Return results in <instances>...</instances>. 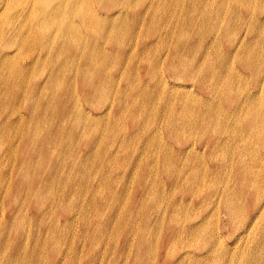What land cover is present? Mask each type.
<instances>
[{"label":"rangeland","instance_id":"374dc122","mask_svg":"<svg viewBox=\"0 0 264 264\" xmlns=\"http://www.w3.org/2000/svg\"><path fill=\"white\" fill-rule=\"evenodd\" d=\"M143 1L142 0L139 2H137V0L132 1L133 5L135 3L133 8L137 7L136 12H141L145 8H148V6L152 3L153 0H151V1L145 0L144 2ZM165 1L169 5V7H168L169 9H167V12H166L167 16L166 15L161 16L162 11L164 10L163 3H166ZM183 1L178 2L177 0L176 1L175 0H164V2H163V0H157V1L154 0L153 3L155 4V7H158V8L160 7V10L157 13L156 17L151 18L150 16H148V18H146L145 21L141 22L140 25L137 24V25L133 26V22H132L131 17H129L127 15L118 16L116 19V23H117L116 25H117L118 29L113 30L112 32L110 30L108 33H106V36L104 35V37H101L100 39L98 36H95L93 33L88 34L86 36L90 43L93 40L99 39L100 41L103 42L106 49H123L125 51H128V49H129V51H128V53H126L128 57L126 55H122L123 57L119 60H118V58H116L115 56H113L111 54L106 53L105 55H102L104 58L103 61L105 63L107 72L113 76L119 75L121 73V79H119V81H117V82L114 80H112V81L109 80V81L104 82L103 87L105 88V90H104L103 94L96 95L94 97H90L89 99H85L82 101L83 107L86 110L91 109L94 112V115L99 114V110L96 108L97 105L102 106V108H109L110 105L113 103L115 105L114 109L111 111V113L108 114V116L106 115L102 120H100L99 122L97 121V123L94 124L96 126V127H94L96 131L94 130V128L92 131H86V132H91L90 133V139H91L92 146H94L93 148L96 151L95 156L92 157L91 159H88L87 161H83V162L80 161V163H78V165H76V167H73L71 169L70 175H71V177H73L74 183L63 184V182L61 181L60 184H57L54 186L49 185V188L47 190H45V194L47 195V197L51 198L52 195H55L56 199L58 201L59 200L62 201L61 199H63L64 197H66L65 199H67V201H68L69 200L68 198L72 199V197H73L72 209H71L70 214L69 213L66 214L63 212L62 209L58 208L53 213L51 212V213H47L45 215V217H44L45 223L43 224V227L45 228L46 226L53 225L56 223L57 227L61 226V228L64 229L63 231L56 233V236H57L56 243H59V245L61 246V248L64 251L68 249V246L70 245V243L73 244V246H75L76 252H72L70 254L72 256V258H71L72 264L73 263L74 264H85L88 262V260H90V258H92L96 262H99L102 257L104 259L102 264H122V263L123 264H133V263L134 264H155L157 261L161 262L163 257L165 256V245H162L165 232H163V229H161L160 227L167 225L169 218L172 216L174 217L175 220H178L179 222L181 221L180 223L187 222V219H189V218L199 219L202 216L206 218V221L208 220V222L205 221L206 222V228H205V231L203 233V237L198 238V240H197V238L196 239L193 238V240H192V237H187V236H181L180 237V235H178L177 238H175L173 240L172 244L170 245V251L173 253L172 254L170 252V258L173 261L178 260L180 258V255L185 253L186 251H195V250L200 251L201 246L205 245L207 242V240L205 241V237L208 240H211V238L214 239V236H216V233H214V232L216 231V227L219 226L222 229V234L224 236L223 238L225 239L224 240L225 245H224V243H221L222 241H220L221 239L219 237H215V239H216V241L218 240V242L221 243L219 245V249L221 248V249H226L227 251H229V252H227V255H226L227 259L229 260V264H231V263L232 264L233 263L234 264H239V263L240 264H246V260L249 258V256L256 257L255 258L256 262L255 263L253 262L252 264H264V262H263L264 261L263 260L264 259V255H263L264 254V252H263L264 251V246H263V244H264V224H263L264 223V216H263V214H264V186H263V183H264V181H263L264 180V163H263V161H264V149H263L264 148V135H263L264 131H260V135L257 136L256 134H259V131L256 132V128L248 129L246 127V120H247V115H248L246 112V108L249 109V107H253V109L256 108L254 110H257V111L261 107H263V108H261V110L264 109V105H263L264 103H262V102L260 103V101L264 102V79H263L264 78L263 77L264 76V45H263L264 44L263 43L264 42V33H263L264 30H262V29H264V17H263L264 16V0H226V3H225L226 5L225 4L222 5L223 8H221L220 7L221 5H219L221 0H211V2H209L208 4H207L206 0H201L200 2H198L197 6L195 5V7H191L189 5L190 0H183ZM177 2H178V4H177ZM258 2H260V4ZM171 3L173 6L171 5ZM146 5H147V7H146ZM229 5H231V6H229ZM174 6L175 7L177 6V7L175 8ZM251 6H253V7H251ZM91 8H93L95 10H99L103 13L106 12V9H103L100 6H98V3H96V2L95 3L93 2V4L91 5ZM208 8H209V10H208ZM225 8H227V9H225ZM255 8H257V10ZM178 9H179V11H178ZM218 9H220L219 14H218ZM239 9H240V11H239ZM125 10L127 11V8ZM227 10H229V11H227ZM230 12H231V14H230ZM190 13H192L193 17H191ZM251 14H252V17H251ZM163 17H164V19H163ZM176 17H177V19H176ZM173 19H175V20H173ZM251 19L253 20V22L251 21ZM158 20H160V21H158ZM261 20H263V21H261ZM257 21H258V23H257ZM219 23H220V25H219ZM261 23H262V25H261ZM248 28H250V29H248ZM145 29H146V32H145ZM136 30H138V31H136ZM171 30H173V31H171ZM166 32H169V33H166ZM134 34H135V36H134ZM159 34L163 35V38H161L160 40H159V38H160ZM213 37H215V38H213ZM87 38H85V40ZM107 38H108V40H107ZM132 38H134V40ZM135 38H137V39H135ZM260 38L261 39L263 38V40H260ZM254 39H256V40H254ZM213 40H214V42H213ZM217 40L219 42H217ZM252 40L254 42H252ZM145 41H155L157 45L156 44L152 45L151 47H149V50H146L145 52H141V51L133 52L132 49L141 48L143 42H145ZM233 41H235V42H233ZM241 41H243V42H241ZM159 43H161V44H159ZM163 44H164V46H163ZM184 44H188L186 49H184V47H182ZM214 44H216V46ZM131 46H132V48H131ZM207 46H208V48H207ZM238 47H239V49H238ZM242 47H243V49H242ZM155 49H157V50H155ZM181 49H183V50H181ZM152 50H154V51L152 52ZM177 50L183 52L184 58L187 59L189 62H191L192 66L200 67V68L202 67V69H204V72H202V74L204 76L203 75L201 76V74H200L199 78L202 77L201 79L204 80L202 83H204L205 86L209 87L208 89H206V91L201 90L198 84H193L194 82L192 80L185 78L186 77L185 75L181 76V74H175V75L168 76L170 84L175 85L177 88L180 87L181 89H183V87H181V85H188L189 87L187 89H184V90L189 89L186 93L188 95H190L191 98H192V96H194V95L196 96L197 94L199 96L204 95V97L210 96L209 98L212 99V100H210L211 104L206 102V100L205 101L202 100L203 102L199 103V105H197V104L191 105L193 107V109H195V113H191V116L192 115L194 116V114H195V117L197 119L200 117H201V119H204L205 123H206L204 126L201 124H198L197 122L191 126L186 125L185 117L181 116L184 114L180 113V111H179L180 110L179 107H182L181 104L183 103L179 99L174 101V103H173L175 106V109H176L175 112L176 113L178 112V113L176 114L174 112L172 115L171 113L167 112V108H165V104H164V102H165L164 95L166 94V90H163V89L160 90V88H158L159 85L155 86V88L154 87L152 88V84H151L153 82L152 71H148V73H146L150 67L148 65H151L153 63L157 67L158 75H159V73L166 72V64H165L163 59L161 60V57H163V55L164 56L167 55L168 52L169 53H175ZM232 51L234 52V54ZM142 54H143V56L141 57ZM152 54H153V56H152ZM236 54H238V55H236ZM246 54H248V55H246ZM191 55H192V57H191ZM243 55H245V57ZM154 57H155V59H154ZM125 58H127V59H125ZM244 58H246L247 61ZM120 60L125 61V64H123L122 66H118L117 63ZM140 60L141 61L143 60L142 61L143 63H141ZM229 60H231V61H229ZM200 61H201V63H200ZM224 63L226 66L224 65ZM258 64H259V66H258ZM230 65H232L233 67ZM136 66L139 68V73L137 70L138 68ZM257 68H259V69H257ZM135 69H136V71H135ZM212 69L213 70L216 69L218 74L221 75V77L223 79L220 82L221 84L220 83L216 84L215 78H212V77H209L206 75V73H207L206 71H209ZM225 69H227V70L225 71ZM228 71H231V72H228ZM235 74H236V77H235ZM228 76H229V78H228ZM244 82H245V84H244ZM223 84H224V86H223ZM229 84L231 86H229ZM115 85L117 86L116 88H115ZM145 88H147V89H145ZM124 89H125L126 93H125ZM222 90L228 92V94L223 95L221 92ZM249 93H251V96H250L251 99L250 98L247 99V97H246V95L248 96ZM256 93H257V95H256ZM160 96L163 98H160ZM157 97H158V100H157ZM119 100H122V103H120ZM255 100L257 103L255 102ZM257 100H260V101H257ZM109 101H111V102H109ZM211 101H214V102H211ZM242 101H243V104L248 103L249 105L248 104L244 105L243 110H242L243 112L242 111L237 112L238 111L237 107L239 108L238 105H240L242 103ZM249 101H250V103H249ZM124 102H127V103H125L126 105L124 104ZM215 103L217 104V106ZM260 104H262V105H260ZM136 105H138V106H136ZM205 106L206 107L209 106L208 107L209 109L205 108ZM153 108H155V109H153ZM22 110H24V109H22ZM153 110L154 111L156 110V111L154 112ZM163 112L165 113V115ZM221 112H222V114H221ZM244 112H245V114H242ZM216 114H217V116H216ZM231 114H232V116H231ZM177 115H179V116H177ZM241 116H243V117H241ZM238 117L241 120H239ZM112 118H113V120H112ZM209 118H210V120H209ZM146 119H148V120H146ZM209 121H210V123L208 125L207 123ZM105 122H106V124H105ZM219 123H220V125H219ZM232 123H233V126H232ZM236 123H237V125H236ZM116 124H117V128H116ZM145 125H146V127H145ZM189 127H190V129H189ZM227 127H229L228 128L229 130L227 129ZM145 128H147V130ZM157 129H159V130L157 131ZM186 129H188V130H186ZM100 130H102L103 133ZM201 130L203 131V133ZM10 132L12 134L14 133L13 131H10ZM15 133L17 134L16 137L19 138L22 131H15ZM41 133L43 134V136H45V134H47V131H41ZM221 134H222L223 138L221 137ZM224 134L225 135L227 134V135L225 136ZM228 134H229V136H228ZM237 134H239V135H237ZM146 135H147V138H146ZM158 136H160V137H158ZM218 136H220V137H218ZM58 137H59V139H58L59 141H57L56 145L59 146L61 140L64 141V147L68 151L67 155H69L68 156L69 158L67 157V159H66L67 161H73L72 159L74 157H77V160H78V155L83 153L87 149V146L82 143V141L83 140L85 141V139H83L82 136H80L78 134H76V135L72 134L71 135L70 132L66 131L63 135H60ZM121 137H122V139H121ZM187 138H189V139H187ZM239 138H241V139H239ZM90 139H89V141H90ZM145 139H146V141H145ZM125 141H126V143H125ZM215 141H218L221 144L218 142H215ZM233 142H234V144H233ZM78 143L81 145L80 148H82V149H79ZM207 143H208V145H207ZM235 143H238V144H235ZM14 144H15V142H14ZM116 144L118 145L119 148L117 147ZM168 144L171 146H169ZM95 145H96V148H95ZM157 145H158V149H157ZM190 146L193 147V150H192V147H190ZM4 147L5 148L7 147L6 141L1 142V144H0V148H1L0 151L2 153L5 152V150H3V149H5ZM142 147H144V148H142ZM52 148L54 149V148H56V146L53 145ZM60 148H59V151L61 150ZM155 148L157 151L155 150ZM166 148H167V150H166ZM237 148H238V150H237ZM134 149H135V151H134ZM168 149L170 152L168 151ZM241 149L243 152L241 151ZM187 152L191 155H189ZM168 154L170 156H167ZM194 154L196 155V157ZM244 155H245V157H244ZM155 156H156V158H155ZM165 156L168 158H166ZM140 157H142V158H140ZM144 157H146V158H144ZM183 157H185V158H183ZM173 158H174V160H173ZM214 158H215V160H214ZM98 159H99V161H98ZM184 159H186V160H184ZM224 159L226 161H224ZM250 159H252V160H250ZM14 160H15L14 157H11V160L8 161L7 164L3 163L1 165L0 169L1 168L3 169L5 166L7 168L6 174L4 175L5 178L9 177V173L12 171L13 168H14L13 171H15V169H16L15 166H17V165H14V163H13ZM230 160H231V162H230ZM247 161H250V162H247ZM154 162L157 164H155ZM223 162H224V164H223ZM246 162H247V165H246ZM134 163H136V164H134ZM183 163H184V165H183ZM127 164H128V166H127ZM115 165H117V166H115ZM228 166H231V167H228ZM147 167L150 168L149 170L151 173L149 172ZM204 167L206 169L205 174H204ZM258 168L260 169L259 171H258ZM246 169L247 170L253 169L254 171L262 172L263 175H261V177L260 176H252V178H250V176H248L247 182L243 183L244 179L240 175L239 171L246 170ZM96 170L98 171L97 174H96V172H97ZM102 171H103V173H102ZM154 172H155V174H154ZM192 172H193V175H192ZM179 173H181V174H179ZM80 174H81V176H80ZM150 174H152V175L150 176ZM227 174H228V177H226ZM206 175H207V177H206ZM4 176L0 175V179H2V178L5 179ZM208 177H210V178L208 179ZM149 178L153 182H151L149 180ZM158 178H159V180H158ZM200 178L203 181H201ZM226 178H229V179H226ZM255 178H257V179L255 180ZM175 179H176V181H175ZM92 180H93V182H92ZM228 180H229V182H228ZM2 181H4V180H2ZM172 181H173V183H171ZM211 181H212V183H211ZM213 181H214V183H213ZM180 182L182 185L180 184ZM145 183H146V185H145ZM259 183H262V184H259ZM257 184L260 186H258ZM196 185L198 188L196 187ZM211 185H213V186H211ZM220 186H222V187H220ZM143 187L146 189L147 193H145V195H144L145 196L144 202L142 204H139L136 202V200L141 197L139 190H140V188H143ZM200 187H202V189ZM154 189H156V190H154ZM257 189H259V190H257ZM63 190L65 192H68V194H69V191H71V192L69 195L64 196V195H62ZM220 190L222 192H220ZM230 190H231V193H230ZM181 193H182V195H180ZM192 195L195 198V200H198V198H200V197L206 198V197H209L211 195L213 200L211 199V202L204 201L203 205H202V203H198V202L194 205H185V204L178 205L179 207L177 208V210L166 213L164 216L165 218L162 217V215H163L162 212H165V210L169 211L168 206H169L171 200H173V199L179 200L182 196L192 197ZM178 196H180V197H178ZM12 198H14V195ZM224 198H226V199H224ZM259 198L261 199V201ZM19 199H20V197H19ZM147 199H149V200H147ZM5 200H7V199H5ZM239 201L242 204V207H241V204L239 203ZM84 202L87 204L89 203V204L87 205ZM5 203L7 205V201ZM215 204H216V206H214ZM236 204H238L237 205L238 207L236 206ZM80 205L82 207H80ZM208 205H210V206H208ZM229 205H230V207H229ZM231 205H232V207H231ZM217 206H218V209H217ZM0 207L2 208V205ZM164 207H165V209H164ZM81 210H82V212H81ZM157 210H159V211H157ZM216 211H217V213H216ZM258 211H260V212H258ZM192 213H193V215H192ZM237 213H238V215L236 216ZM87 214L89 215V217ZM128 214L130 217L128 216ZM157 214H160V215H157ZM240 214L242 217L240 216ZM60 215H61V217H60ZM64 215H66V216L69 215V217L72 219L74 218L73 221L71 220L70 223H66L64 220ZM79 216H81V217H79ZM255 216H256V218H255ZM58 217H59V221H58ZM75 217H76V219H75ZM87 217H88V219H87ZM217 217H218V219H217ZM82 218H83V220H82ZM18 219H19V223L23 224L25 228H30V227L34 228L35 227V223L34 222L32 223L29 219L24 217L23 214L18 215ZM148 219H150V221H149V224H151L150 229H148V227L146 225V223L148 222ZM209 219H211V220H209ZM81 221L83 222V224ZM75 222H76V224H75ZM95 222H96V224H95ZM159 222H160V224H159ZM137 223H138V225H137ZM254 224L256 225L257 229L255 228ZM158 225H159V227H157ZM207 225L209 227H207ZM214 225H215V228H214ZM248 225H250V226L248 227ZM76 226H78V227H76ZM70 227H72L71 228L72 230L70 229ZM65 229L68 232V234L65 231ZM86 229H87V231H85ZM133 229H135V231H133ZM138 230H139V232H138ZM129 231L131 232V236H133L134 239L136 240V242L141 246L138 253H137V249H135V248L132 251L129 250L130 251L129 252V251H127L128 250L127 248H120V246H117L116 248L112 247L113 245H115V241H116L117 236L123 237V234L126 232H129ZM241 232L244 234H242ZM213 233L215 235H213ZM143 234H144V237L147 238L146 242L143 240L140 241L141 236ZM106 235H107V237H106ZM208 235H209V238H208ZM255 235L257 237H255ZM72 236H74V237H72ZM70 238H72V239H70ZM102 239H103V241H102ZM121 241H122V238L120 239V242ZM189 241H191L192 243H189ZM196 242H197V244H196ZM88 243H89V245H88ZM96 244H98V245H96ZM252 244H253V246H252ZM154 246H156V247H154ZM93 247H94V249H92ZM241 247H242V249H241ZM184 248H186V249H184ZM259 248L261 249V251ZM156 249L158 251H155ZM219 249H218V251H219ZM91 250L93 252H91ZM96 250H97V252H96ZM104 250H106V251L104 252V255H102L103 254L102 252ZM110 250H112V251H110ZM240 250H242V251H240ZM250 250H252V251H250ZM253 251L254 252L256 251L255 252L256 254ZM257 252H259L260 254L258 255ZM89 253L91 254V257H89ZM153 253H154V255H153ZM240 254H241V258H240ZM124 255L127 258L124 257ZM233 256L235 259L233 258ZM242 257L244 258V260ZM260 257H262V259ZM239 258L242 261L239 260ZM239 261H241V262H239ZM182 263L189 264L188 262H182ZM182 263H180V264H182Z\"/></svg>","mask_w":264,"mask_h":264},{"label":"bare ground","instance_id":"6f19581e","mask_svg":"<svg viewBox=\"0 0 264 264\" xmlns=\"http://www.w3.org/2000/svg\"><path fill=\"white\" fill-rule=\"evenodd\" d=\"M133 0H0V144L3 141L7 142V147L0 151V167L3 163L7 164L14 157V165L16 169L9 173V177L5 178L6 166L0 169V175H3L6 179H0V264H72V252H76L75 246L70 243L67 250H63L59 243H56V233L63 231L61 226L55 224L43 227L44 217L47 213H53L58 208L62 209L64 213L70 214L72 209L73 197L69 200L61 199L58 201L55 195L47 197L45 190L50 186L60 184H72L74 183L73 177H71V169L76 167L80 161H87L95 156L96 151L92 146L90 133L86 131H92L94 124L102 120L106 115L114 109V103L109 108H102L97 105L99 114L94 115L91 109L86 110L83 107L82 101L94 97L96 95L103 94L105 88L103 83L109 80L119 81L121 79V73L119 75H111L107 72L102 55L111 54L116 58L121 59L128 53L123 49H106L103 42L99 39L106 36L110 30L118 29L116 19L118 16L127 15L131 17L133 26L137 25L148 18L156 17L160 10V7H155L152 3L141 12H136V8H133ZM141 0H137L139 2ZM143 1V0H142ZM145 1V0H144ZM143 1V2H144ZM151 1V0H150ZM157 1V0H156ZM176 1V0H175ZM181 2L183 0H177ZM201 0H190V6L195 7ZM207 4L211 0H206ZM93 2L98 3L106 12L103 13L99 10L91 8ZM135 2V1H134ZM147 2V1H146ZM149 2V1H148ZM164 2V0H163ZM166 2V1H165ZM177 2V4H178ZM184 2V1H183ZM228 2V1H227ZM159 3V2H158ZM226 3V0H221L220 7ZM246 3V2H245ZM255 3V2H254ZM260 4V2H258ZM162 4V3H161ZM176 4V3H175ZM182 4V3H181ZM232 4V3H231ZM252 4V3H251ZM172 5V3H171ZM226 5V4H225ZM159 6V5H158ZM161 6V5H160ZM173 6V5H172ZM182 6V5H181ZM228 6V5H227ZM231 6V5H229ZM247 6V5H246ZM250 6V5H249ZM262 6V5H261ZM147 7V5H146ZM169 5L163 3L164 10L162 15H166ZM175 7V6H174ZM177 7V6H176ZM175 7V8H176ZM219 7V6H218ZM233 7V6H232ZM236 7V6H235ZM253 7V6H251ZM258 7V6H257ZM127 8V11L125 10ZM237 8V7H236ZM248 8V7H247ZM162 9V8H161ZM188 9V8H187ZM194 9V8H193ZM204 9V8H203ZM227 9V8H225ZM252 9V8H251ZM257 10V8H255ZM125 10V11H124ZM154 10V11H153ZM174 10V9H173ZM176 10V9H175ZM206 10V9H205ZM209 10V8H208ZM211 10V9H210ZM220 9H218V14ZM231 10V9H230ZM236 10V9H235ZM170 11V10H169ZM179 11V9H178ZM225 11V10H224ZM223 11V12H224ZM229 11V10H227ZM232 11V10H231ZM240 11V9H239ZM233 12V11H232ZM174 13V12H173ZM206 13V12H205ZM169 14V13H168ZM172 14V13H171ZM178 14V13H177ZM191 17H193L192 13ZM189 14V15H190ZM231 14V12H230ZM174 15V14H173ZM179 15V14H178ZM182 15V14H181ZM167 16V15H166ZM175 16V15H174ZM231 16V15H230ZM234 16V15H233ZM246 16V15H245ZM126 17V16H125ZM149 17V18H150ZM222 17V16H221ZM249 17V16H248ZM252 17V14H251ZM264 17V16H263ZM183 18V17H182ZM224 18V17H223ZM230 18V17H229ZM164 19V17H163ZM166 19V18H165ZM170 19V18H169ZM177 19V17H176ZM192 19V18H191ZM197 19V18H196ZM256 19V18H255ZM263 19V18H262ZM175 20V19H173ZM172 20V21H173ZM182 20V19H181ZM235 20V19H234ZM239 20V19H238ZM257 20V19H256ZM255 20V21H256ZM160 21V20H158ZM248 21V20H247ZM253 22V20L251 19ZM263 21V20H261ZM168 22V21H167ZM185 22V21H184ZM223 22V21H222ZM169 23V22H168ZM172 23V22H171ZM177 23V22H176ZM190 23V22H189ZM234 23V22H233ZM239 23V22H238ZM258 23V21H257ZM151 24V23H150ZM149 24V25H150ZM191 24V23H190ZM215 24V23H214ZM254 24V23H253ZM148 25V24H147ZM220 25V23H219ZM231 25V24H230ZM252 25V24H251ZM258 25V24H257ZM262 25V23H261ZM125 26V25H124ZM171 26V25H170ZM202 26V25H201ZM215 26V25H214ZM241 26V25H240ZM247 26V25H246ZM245 26V27H246ZM163 27V26H162ZM173 27V26H172ZM178 27V26H177ZM254 27V26H253ZM259 27V26H258ZM262 28V27H261ZM174 29V28H173ZM192 29V28H191ZM203 29V28H202ZM250 29V28H248ZM139 30V29H138ZM136 30V31H138ZM149 30V29H148ZM178 30V29H177ZM199 30V29H198ZM213 30V29H212ZM226 30V29H225ZM252 30V29H251ZM264 30V29H262ZM261 30V31H262ZM135 31V32H136ZM173 31V30H171ZM181 31V30H180ZM185 31V30H184ZM218 31V30H217ZM246 31V30H245ZM244 31V32H245ZM256 31V30H255ZM260 31V30H259ZM115 32V31H114ZM117 32V31H116ZM146 32V29H145ZM170 32V31H169ZM166 32V33H169ZM222 32V31H221ZM94 34L99 39L93 40L91 43L86 37L88 34ZM185 33V32H184ZM233 33V32H232ZM254 33V32H253ZM264 33V32H263ZM262 33V34H263ZM117 34V33H116ZM163 34V33H162ZM180 34V33H179ZM214 34V33H213ZM226 34V33H225ZM231 34V33H230ZM235 34V33H234ZM160 38L163 35L159 34ZM167 35V34H166ZM170 35V34H169ZM173 35V34H172ZM238 35V34H237ZM259 35V34H258ZM110 36V35H109ZM135 36V34H134ZM178 36V35H177ZM216 36V35H215ZM263 36V35H262ZM120 37V36H119ZM176 37V36H175ZM189 37V36H188ZM218 37V36H217ZM216 37V38H217ZM234 37V36H233ZM85 38H87L85 40ZM122 38V37H121ZM169 38V37H168ZM177 38V37H176ZM179 38V37H178ZM215 38V37H213ZM212 38V39H213ZM235 38V37H234ZM134 40V38H132ZM137 39V38H135ZM146 39V38H145ZM157 39V38H156ZM166 39V38H165ZM202 39V38H201ZM108 40V38H107ZM111 40V39H110ZM121 40V39H120ZM176 40V39H175ZM211 40V39H210ZM209 40V41H210ZM216 40V39H215ZM242 40V39H241ZM256 40V39H254ZM260 40H263V38ZM198 41V40H197ZM161 42V41H160ZM168 42V41H167ZM214 42V40H213ZM217 42H219L217 40ZM235 42V41H233ZM243 42V41H241ZM240 42V43H241ZM250 42V41H249ZM252 42H254L252 40ZM251 42V43H252ZM108 43V42H107ZM212 43V42H211ZM245 43V42H244ZM262 43V42H261ZM264 43V42H263ZM155 41L143 42L141 48L132 49L133 52H145L149 50V47L155 45ZM161 44V43H159ZM210 44V43H209ZM220 44V43H219ZM242 44V43H241ZM157 45V44H156ZM207 45V44H206ZM216 46V44H214ZM254 45V44H253ZM264 45V44H263ZM164 46V44H163ZM188 44H184L182 47L186 49ZM247 46V45H246ZM258 46V45H257ZM260 46V45H259ZM161 47V46H160ZM181 47V48H182ZM206 47V46H205ZM211 47V46H210ZM132 48V46H131ZM130 48V49H131ZM156 48V47H155ZM208 48V46H207ZM216 48V47H215ZM219 48V47H218ZM237 48V47H236ZM239 49V47H238ZM243 49V47H242ZM245 49V48H244ZM258 49V48H257ZM157 50V49H155ZM164 50V49H163ZM183 50V49H181ZM206 50V49H205ZM213 50V49H212ZM217 50V49H216ZM154 50H152L153 52ZM201 51V50H200ZM261 51V50H260ZM217 52V51H216ZM215 52V53H216ZM233 52V51H232ZM240 52V51H239ZM131 53V52H130ZM165 53V52H164ZM207 53V52H206ZM149 54V53H148ZM157 54V53H156ZM223 54V53H222ZM234 54V52H233ZM257 54V53H256ZM208 55V54H207ZM214 55V54H213ZM226 55V54H225ZM238 55V54H236ZM248 55V54H246ZM260 55V54H259ZM132 56V55H131ZM134 56V55H133ZM143 54L141 55V57ZM153 56V54H152ZM155 56V55H154ZM196 56V55H195ZM209 56V55H208ZM231 56V55H230ZM245 57V55H243ZM257 56V55H256ZM128 57V56H127ZM192 57V55H191ZM220 57V56H219ZM234 57V56H233ZM103 58V59H102ZM112 58V57H111ZM139 58V57H138ZM207 58V57H206ZM210 58V57H209ZM237 58V57H236ZM247 58V57H246ZM244 58V59H246ZM260 58V57H259ZM127 59V58H125ZM131 59V58H130ZM155 59V57H154ZM164 60L166 64V72L159 73L155 64L150 66L148 71H152L153 82L152 88L158 86V88L166 90L164 95V104L167 108V112L173 113L176 111L174 101L180 100L183 103L180 108V113H183L186 120V125H193L198 123L205 125V120L191 116V113H195V109L191 106L206 100L210 103L209 97L204 95H194L192 98L186 92L188 85H181L177 88L175 85H171L169 82L170 75L181 74L186 76L185 78L192 80L193 84H198L201 90L206 91L208 86L202 83L204 80L199 78L200 74L203 75L204 69L202 67L192 66V63L184 58L183 52L177 50L175 53H167L163 55L161 60ZM203 59V58H202ZM201 59V60H202ZM230 59V58H229ZM235 59V58H234ZM256 59V58H255ZM137 60V59H136ZM257 60V59H256ZM131 61V60H130ZM141 61V60H140ZM143 61V60H142ZM141 61V63H143ZM148 61V60H147ZM160 61V60H159ZM158 61V62H159ZM214 61V60H213ZM227 61V60H226ZM231 61V60H229ZM243 61V60H242ZM247 61V59H246ZM254 61V60H253ZM113 62V61H112ZM139 62V61H138ZM210 62V61H209ZM130 63V62H129ZM152 63V62H151ZM162 63V62H161ZM160 63V64H161ZM201 63V61H200ZM232 63V62H231ZM258 63V62H257ZM125 61H118L117 65L122 66ZM138 64V63H137ZM136 64V65H137ZM252 64V63H251ZM256 64V63H255ZM134 65V64H133ZM157 65V64H156ZM225 65V63H224ZM233 65V64H232ZM230 65V66H232ZM226 66V65H225ZM253 66V65H252ZM259 66V64H258ZM137 67V66H136ZM213 67V66H212ZM233 67V66H232ZM124 68V67H123ZM133 68V67H132ZM138 68V67H137ZM159 68V67H158ZM161 68V67H160ZM231 68V67H230ZM235 68V67H234ZM255 69V68H254ZM259 69V68H257ZM112 70V69H111ZM139 73V68L137 69ZM161 70V69H160ZM227 69H225L226 71ZM236 70V69H235ZM136 71V69H135ZM162 71V70H161ZM237 71V70H236ZM121 72V71H120ZM206 75L215 78L216 84H219L223 79L218 74L217 70L206 71ZM231 72V71H228ZM239 72V71H238ZM253 72V71H252ZM133 73V72H132ZM137 73V72H136ZM137 73V74H138ZM257 73V72H256ZM135 74V73H134ZM183 74V75H182ZM205 74V73H204ZM227 74V73H226ZM139 75V74H138ZM137 76V75H136ZM189 76V77H188ZM204 76V75H203ZM238 76V75H237ZM175 77V76H174ZM236 77V74H235ZM251 77V76H250ZM249 77V78H250ZM264 77V76H263ZM134 78V77H133ZM226 78V77H225ZM229 78V76H228ZM238 78V77H237ZM242 78V77H241ZM246 78V77H245ZM128 79V78H127ZM211 79V78H210ZM232 79V78H231ZM264 79V78H263ZM156 80V81H155ZM213 80V79H212ZM238 80V79H237ZM240 80V79H239ZM262 80V79H261ZM156 83H155V82ZM210 81V80H209ZM228 81V80H227ZM244 81V80H243ZM259 81V80H258ZM98 82V83H97ZM178 82V81H177ZM225 82V81H224ZM128 83V82H127ZM234 83V82H233ZM239 83V82H238ZM247 83V82H246ZM113 84V83H112ZM118 84V83H117ZM204 84V85H203ZM221 84V83H220ZM226 84V83H225ZM245 84V82H244ZM261 84V83H260ZM129 86V85H128ZM138 86V85H137ZM191 86V85H190ZM219 86V85H218ZM217 86V87H218ZM224 86V84H223ZM229 86H231L229 84ZM117 86L115 85V88ZM125 87V86H124ZM133 87V86H132ZM193 87V86H192ZM211 87V86H210ZM237 87V86H236ZM246 87V86H245ZM248 87V86H247ZM262 87V86H261ZM129 88V87H128ZM150 88V87H149ZM232 88V87H231ZM243 88V87H242ZM131 89V88H130ZM147 89V88H145ZM151 89V88H150ZM216 89V88H215ZM223 89V88H222ZM247 89V88H246ZM152 90V89H151ZM213 90V89H212ZM257 90V89H256ZM114 91V90H113ZM125 91V89H124ZM123 91V92H124ZM137 91V90H136ZM153 91V90H152ZM217 91V90H216ZM231 91V90H230ZM248 91V90H247ZM261 91V90H260ZM111 92V91H110ZM115 92V91H114ZM219 92V91H218ZM223 95H227L228 92L221 91ZM113 93V92H112ZM126 93V91H125ZM132 93V92H131ZM142 93V92H141ZM157 93V92H156ZM192 93V92H191ZM241 93V92H240ZM247 93V92H246ZM121 94V93H120ZM129 94V93H128ZM138 94V93H137ZM195 94V93H194ZM242 94V93H241ZM113 95V94H112ZM124 95V94H123ZM139 95V94H138ZM143 95V94H142ZM157 95V94H156ZM255 95V94H254ZM257 95V93H256ZM110 96V95H109ZM159 96V95H158ZM251 93L246 95L247 99L250 98ZM137 97V96H136ZM217 97V96H216ZM253 97V96H252ZM109 98V97H108ZM124 98V97H123ZM160 98H163L160 96ZM258 98V97H257ZM246 99V100H247ZM251 99V98H250ZM253 99V98H252ZM107 100V99H106ZM126 100V99H125ZM155 100V99H154ZM158 100V97H157ZM215 100V99H214ZM254 100V99H253ZM252 100V101H253ZM156 101V100H155ZM218 101V100H217ZM260 101V100H257ZM111 102V101H109ZM122 103V100H119ZM214 102V101H211ZM236 102V101H235ZM256 102V100H255ZM264 103L260 101V103ZM105 103V102H104ZM127 102H124V104ZM133 103V102H132ZM163 103V102H162ZM218 103V102H217ZM250 103V101H249ZM257 103V102H256ZM216 104V103H215ZM240 104V103H239ZM248 104V103H245ZM243 101L237 107L238 111L243 110ZM259 104V103H258ZM120 105V104H119ZM126 105V104H125ZM158 105V104H157ZM249 105V104H248ZM262 105V104H260ZM264 105V104H263ZM109 106V105H108ZM107 106V107H108ZM128 106V105H127ZM138 106V105H136ZM153 106V105H152ZM178 106V105H177ZM196 106V105H195ZM217 106V104H216ZM236 106V105H235ZM252 106V105H251ZM254 106V105H253ZM258 106V105H257ZM124 107V106H123ZM126 107V106H125ZM155 107V106H154ZM159 107V106H158ZM202 107V106H201ZM209 107V106H208ZM205 106V108L209 109ZM248 107V106H247ZM261 107V106H260ZM204 108V109H205ZM258 108V107H257ZM263 108V107H261ZM261 108L257 111L253 107L246 108L247 120L246 127L248 129L256 128V132L264 131V109ZM24 109V110H22ZM155 109V108H153ZM203 109V108H202ZM165 110V109H164ZM219 110V109H218ZM261 110V111H260ZM154 111V110H153ZM156 111V110H155ZM154 111V112H155ZM206 111V110H205ZM235 111V112H236ZM162 112V111H161ZM166 112V113H167ZM204 112V111H203ZM243 112V111H242ZM139 113V112H138ZM152 113V112H151ZM164 113V112H163ZM176 113V112H175ZM178 113V112H177ZM176 113V114H177ZM148 114V113H147ZM213 114V113H212ZM222 114V112H221ZM227 114V113H226ZM230 114V113H229ZM228 114V115H229ZM239 114V113H238ZM241 114V113H240ZM242 114H245L242 113ZM149 115V114H148ZM152 115V114H151ZM165 115V113H164ZM214 115V114H213ZM220 115V114H219ZM218 115V116H219ZM234 115V114H233ZM125 116V115H124ZM167 116V115H166ZM176 116V115H175ZM179 116V115H177ZM200 116V115H199ZM204 116V115H203ZM208 116V115H207ZM217 116V114H216ZM232 116V114H231ZM240 116V115H239ZM148 117V116H147ZM154 117V116H153ZM173 117V116H172ZM193 117V118H192ZM229 117V116H228ZM243 117V116H241ZM246 117V116H245ZM168 118V117H167ZM179 118V117H178ZM183 118V117H182ZM195 118V119H194ZM208 118V117H207ZM219 118V117H218ZM230 118V117H229ZM141 119V118H140ZM233 119V118H232ZM239 120H241L238 117ZM244 119V118H243ZM113 120V118H112ZM148 120V119H146ZM166 120V119H165ZM169 120V119H168ZM210 120V118H209ZM162 121V120H161ZM216 121V120H215ZM225 121V120H224ZM234 121V120H233ZM117 122V121H116ZM126 122V121H125ZM164 122V121H163ZM170 122V121H169ZM178 122V121H177ZM218 122V121H217ZM210 121L207 123L209 125ZM223 123V122H222ZM231 123V122H230ZM239 123V122H238ZM104 124V123H103ZM106 124V122H105ZM185 124V123H184ZM214 124V123H213ZM160 125V124H159ZM158 125V126H159ZM220 125V123H219ZM226 125V124H225ZM237 125V123H236ZM148 126V125H147ZM156 126V125H155ZM154 126V127H155ZM217 126V125H216ZM233 126V123H232ZM235 126V125H234ZM113 127V126H112ZM146 127V125H145ZM153 127V126H152ZM182 127V126H181ZM110 128V127H109ZM117 128V124H116ZM122 128V127H121ZM183 128V127H182ZM181 128V129H182ZM187 128V127H186ZM219 128V127H218ZM229 127H227L228 129ZM115 129V128H114ZM142 129V128H141ZM147 130V128H145ZM144 129V130H145ZM190 129V127H189ZM226 129V128H225ZM95 130V128H94ZM159 129H157L158 131ZM184 130V129H183ZM188 130V129H186ZM229 130V129H228ZM243 130V129H242ZM10 131H13L12 134ZM15 131H22L19 138ZM41 131H47V134L43 136ZM66 131L71 135H80L83 140L82 143L87 146V149L74 157L73 161H67L69 155L67 149L64 147V141L61 140L60 145L57 146L60 135H63ZM96 131V130H95ZM102 132V130H100ZM105 131V130H104ZM156 131V130H155ZM195 131V130H194ZM202 131V130H201ZM212 131V130H211ZM224 131V130H223ZM100 132V133H101ZM137 132V131H136ZM140 132V131H139ZM142 132V131H141ZM154 132V131H153ZM182 132V131H181ZM184 132V131H183ZM214 132V131H213ZM231 132V131H230ZM250 132V131H249ZM248 132V133H249ZM103 133V132H102ZM146 133V132H145ZM157 133V132H156ZM189 133V132H188ZM191 133V132H190ZM203 133V131H202ZM212 133V132H211ZM232 133V132H231ZM234 133V132H233ZM242 133V132H241ZM16 134V135H15ZM205 134V133H204ZM210 134V133H209ZM213 134V133H212ZM230 134V133H229ZM228 134V136H229ZM246 134V133H245ZM251 134V133H250ZM122 135V134H121ZM132 135V134H131ZM148 135V134H147ZM146 135V138H147ZM184 135V134H183ZM190 135V134H189ZM225 135V134H224ZM227 135V134H226ZM225 135V136H226ZM232 135V134H231ZM235 135V134H234ZM239 135V134H237ZM241 135V134H240ZM248 135V134H247ZM264 135V134H263ZM133 136V135H132ZM161 136V135H160ZM158 136V137H160ZM199 136V135H198ZM224 136V137H225ZM249 136V135H248ZM220 137V136H218ZM222 137V134H221ZM233 137V136H232ZM235 137V136H234ZM241 137V136H240ZM223 138V137H222ZM229 138V137H228ZM90 139V141H89ZM114 139V138H113ZM122 139V137H121ZM151 139V138H150ZM160 139V138H159ZM189 139V138H187ZM219 139V138H218ZM241 139V138H239ZM247 139V138H246ZM245 139V140H246ZM256 139V138H255ZM99 140V139H98ZM106 140V139H105ZM148 140V139H147ZM152 140V139H151ZM156 140V139H155ZM220 140V139H219ZM146 141V139H145ZM154 141V140H153ZM15 142V144H14ZM69 142V141H68ZM75 142V141H74ZM150 142V141H149ZM164 142V141H163ZM206 142V141H205ZM218 142V141H215ZM70 143V142H69ZM81 143V144H82ZM126 143V141H125ZM162 143V142H161ZM220 143V142H218ZM240 143V142H239ZM159 144V143H158ZM194 144V143H193ZM221 144V143H220ZM223 144V143H222ZM228 144V143H227ZM234 144V142H233ZM238 144V143H235ZM242 144V143H241ZM6 145V144H5ZM56 148H52V146ZM75 145V144H74ZM117 145V144H116ZM127 145V144H126ZM169 145V144H168ZM208 145V143H207ZM226 145V144H225ZM224 145V146H225ZM246 145V144H245ZM255 145V144H254ZM257 145V144H256ZM4 146V145H3ZM135 146V145H134ZM145 146V145H144ZM171 146V145H169ZM236 146V145H235ZM243 146V145H242ZM248 146V145H247ZM61 149L59 151V148ZM79 149L81 145L78 143ZM118 147V145H117ZM146 147V146H145ZM192 147V146H190ZM217 147V146H216ZM223 147V146H222ZM226 147V146H225ZM230 147V146H229ZM253 147V146H252ZM255 147V146H254ZM96 148V145H95ZM106 148V147H105ZM119 148V147H118ZM144 148V147H142ZM151 148V147H150ZM161 148V147H160ZM163 148V147H162ZM234 148V147H233ZM1 149V148H0ZM121 149V148H120ZM158 149V145H157ZM220 149V148H219ZM257 149V148H256ZM264 149V148H263ZM148 150V149H147ZM156 150V148H155ZM167 150V148H166ZM193 150V147H192ZM226 150V149H225ZM234 150V149H233ZM238 150V148H237ZM255 150V149H254ZM135 151V149H134ZM157 151V150H156ZM169 151V149H168ZM195 151V150H194ZM218 151V150H217ZM236 151V150H235ZM242 151V149H241ZM251 151V150H250ZM253 151V150H252ZM57 152V153H56ZM142 152V151H141ZM170 152V151H169ZM215 152V151H214ZM243 152V151H242ZM56 153V154H55ZM140 153V152H139ZM144 153V152H143ZM149 153V152H148ZM188 153V152H187ZM191 153V152H190ZM193 153V152H192ZM199 153V152H198ZM227 153V152H226ZM249 153V152H248ZM255 153V152H254ZM142 154V153H141ZM145 154V153H144ZM160 154V153H159ZM178 154V153H177ZM182 154V153H181ZM189 154V153H188ZM232 154V153H231ZM235 154V153H234ZM243 154V153H242ZM245 154V153H244ZM252 154V153H251ZM261 154V153H260ZM143 155V154H142ZM149 155V154H148ZM175 155V154H174ZM185 155V154H184ZM191 155V154H189ZM195 155V154H194ZM200 155V154H199ZM255 155V154H254ZM136 156V155H135ZM167 156H170L169 154ZM218 156V155H217ZM232 156V155H231ZM256 156V155H255ZM262 156V155H261ZM98 157V156H97ZM166 157V156H165ZM196 157V155H195ZM202 157V156H201ZM211 157V156H210ZM233 157V156H232ZM231 157V158H232ZM243 157V156H242ZM245 157V155H244ZM243 157V158H244ZM69 158V157H68ZM108 158V157H107ZM142 158V157H140ZM146 158V157H144ZM156 158V156H155ZM168 158V157H166ZM181 158V157H180ZM185 158V157H183ZM203 158V157H202ZM258 158V157H257ZM130 159V158H129ZM178 159V158H177ZM195 159V158H194ZM223 159V158H222ZM230 159V158H229ZM249 159V158H248ZM255 159V158H254ZM71 160V159H70ZM103 160V159H102ZM113 160V159H112ZM141 160V159H140ZM174 160V158H173ZM186 160V159H184ZM203 160V159H202ZM215 160V158H214ZM232 160V159H231ZM230 160V162H231ZM245 160V159H244ZM252 160V159H250ZM256 160V159H255ZM99 161V159H98ZM154 161V160H153ZM179 161V160H178ZM205 161V160H204ZM224 161H226L224 159ZM242 161V160H241ZM261 161V160H260ZM130 162V161H129ZM137 162V161H136ZM152 162V161H151ZM169 162V161H168ZM250 162V161H247ZM246 162V165H247ZM258 162V161H257ZM12 163V164H13ZM115 163V162H114ZM120 163V162H119ZM125 163V162H124ZM139 163V162H138ZM155 163V162H154ZM177 163V162H176ZM226 163V162H225ZM244 163V162H243ZM260 163V162H259ZM264 163V161H263ZM85 164V163H84ZM108 164V163H107ZM113 164V163H112ZM136 164V163H134ZM157 164V163H155ZM198 164V163H197ZM224 164V162H223ZM152 165V164H151ZM184 165V163H183ZM202 165V164H201ZM253 165V164H252ZM8 166V165H7ZM108 166V165H107ZM117 166V165H115ZM128 166V164H127ZM163 166V165H162ZM173 166V165H172ZM225 166V165H224ZM260 166V165H259ZM262 166V165H261ZM10 167V166H9ZM83 167V166H82ZM151 167V166H150ZM191 167V166H190ZM194 167V166H193ZM231 167V166H228ZM247 167V166H246ZM12 168V167H11ZM145 168V167H144ZM148 168V167H147ZM152 168V167H151ZM167 168V167H166ZM189 168V167H188ZM208 168V167H207ZM244 168V167H243ZM115 169V168H114ZM150 168H148L149 170ZM156 169V168H155ZM163 169V168H162ZM177 169V168H176ZM224 169V168H223ZM230 169V168H229ZM232 169V168H231ZM111 170V169H110ZM122 170V169H121ZM125 170V169H124ZM165 170V169H164ZM174 170V169H173ZM178 170V169H177ZM204 167V174H205ZM211 170V169H210ZM216 170V169H215ZM260 169L258 168V171ZM97 171V170H96ZM123 171V170H122ZM152 171V170H151ZM156 171V170H155ZM194 171V170H193ZM226 171V170H225ZM235 171V170H234ZM262 171V170H261ZM85 172V171H84ZM150 172V170H149ZM203 172V171H202ZM231 172V171H230ZM98 171L96 172V174ZM103 173V171H102ZM131 173V172H130ZM151 173V172H150ZM188 173V172H187ZM209 173V172H208ZM242 176L243 183L247 182V177L263 175L262 172L252 170L239 171ZM77 174V173H76ZM89 174V173H88ZM121 174V173H120ZM125 174V173H124ZM155 174V172H154ZM181 174V173H179ZM201 174V173H200ZM224 174V173H223ZM229 174V173H228ZM228 174L226 177H228ZM79 175V174H78ZM152 174H150L151 176ZM159 175V174H158ZM193 175V172H192ZM81 176V174H80ZM214 176V175H213ZM219 176V175H218ZM75 177V176H74ZM120 177V176H119ZM132 177V176H131ZM187 177V176H186ZM191 177V176H190ZM207 177V175H206ZM103 178V177H102ZM105 178V177H104ZM136 178V177H135ZM175 178V177H174ZM185 178V177H184ZM210 177H208L209 179ZM214 178V177H213ZM246 178V179H245ZM100 179V178H99ZM155 179V178H154ZM201 179V178H200ZM204 179V178H203ZM229 179V178H226ZM257 178H255L256 180ZM261 179V178H260ZM4 180V181H2ZM89 180V179H88ZM118 180V179H117ZM132 180V179H131ZM150 180V178H149ZM159 180V178H158ZM212 180V179H211ZM119 181V180H118ZM135 181V180H134ZM151 181V180H150ZM163 181V180H162ZM176 181V179H175ZM201 181H203L201 179ZM261 181V180H260ZM264 181V180H263ZM80 182V181H79ZM93 182V180H92ZM104 182V181H103ZM114 182V181H113ZM153 182V181H151ZM158 182V181H157ZM182 182V181H181ZM180 182V184H181ZM191 182V181H190ZM227 182V181H226ZM229 182V180H228ZM256 182V181H255ZM254 182V183H255ZM77 183V182H76ZM84 183V182H83ZM173 183V181L171 182ZM212 183V181H211ZM214 183V181H213ZM225 183V182H224ZM251 183V182H250ZM249 183V184H250ZM253 183V184H254ZM88 184V183H87ZM113 184V183H112ZM175 184V183H174ZM184 184V183H183ZM188 184V183H187ZM202 184V183H201ZM208 184V183H207ZM210 184V183H209ZM226 184V183H225ZM262 184V183H259ZM90 185V184H89ZM131 185V184H130ZM146 185V183H145ZM162 185V184H161ZM164 185V184H163ZM182 185V184H181ZM258 185V184H257ZM88 186V185H87ZM213 186V185H211ZM228 186V185H227ZM256 186V185H255ZM260 186V185H258ZM264 186V183H263ZM59 187V186H58ZM75 187V186H74ZM115 187V186H114ZM127 187V186H126ZM197 187V185H196ZM222 187V186H220ZM86 188V187H85ZM117 188V187H116ZM122 188V187H121ZM173 188V187H172ZM198 188V187H197ZM196 188V189H197ZM202 189V187H200ZM226 188V187H225ZM233 188V187H232ZM259 188V187H258ZM160 189V188H159ZM251 189V188H250ZM254 189V188H253ZM260 189V188H259ZM257 189V190H259ZM104 190V189H103ZM151 190V189H150ZM156 190V189H154ZM223 190V189H222ZM125 191V190H124ZM128 191V190H127ZM228 191V190H227ZM236 191V190H235ZM52 192V191H51ZM71 191H69L70 194ZM82 192V191H81ZM103 192V191H102ZM141 197L136 200L137 203L142 204L144 202V195L147 193L146 189L140 188ZM153 192V191H152ZM168 192V191H167ZM220 192H222L220 190ZM239 192V191H238ZM262 192V191H261ZM101 193V192H100ZM127 193V192H126ZM125 193V194H126ZM214 193V192H213ZM212 193V194H213ZM216 193V192H215ZM231 193V190H230ZM240 193V192H239ZM257 193V192H256ZM263 193V192H262ZM59 194V193H58ZM68 192L63 190L62 195H69ZM86 194V193H85ZM95 194V193H94ZM128 194V193H127ZM172 194V193H171ZM241 194V193H240ZM239 194V195H240ZM258 194V193H257ZM14 195V198H12ZM92 195V194H91ZM101 195V194H100ZM158 195V194H157ZM167 195V194H166ZM182 195V193L180 194ZM200 195V194H199ZM236 195V194H235ZM261 195V194H260ZM259 195V196H260ZM112 196V195H111ZM110 196V197H111ZM159 196V195H158ZM170 196V195H169ZM173 196V195H172ZM215 196V195H214ZM217 196V195H216ZM227 196V195H226ZM20 197V199H19ZM83 197V196H82ZM81 197V198H82ZM92 197V196H91ZM148 197V196H147ZM180 197V196H178ZM219 197V196H218ZM232 197V196H231ZM239 197V196H238ZM245 197V196H244ZM258 197V196H257ZM153 198V197H152ZM164 198V197H163ZM229 198V197H228ZM241 198V197H240ZM7 199V200H5ZM83 199V198H82ZM126 199V198H125ZM150 199V198H149ZM147 199V200H149ZM157 199V198H156ZM211 195L206 198H198L195 200L193 197L182 196L179 200H171L168 209L162 212V217L166 213L175 211L179 207L178 205H194L197 202L202 203L211 202ZM218 199V198H217ZM226 199V198H224ZM238 199V198H237ZM260 199V198H259ZM123 200V199H122ZM213 200V199H212ZM219 200V199H218ZM7 201V205L5 202ZM124 201V200H123ZM165 201V200H164ZM169 201V200H168ZM229 201V200H228ZM236 201V200H235ZM238 201V200H237ZM261 201V199H260ZM78 202V201H77ZM88 202V201H87ZM129 202V201H128ZM167 202V201H166ZM231 202V201H230ZM4 203V204H3ZM85 203V202H84ZM229 203V202H228ZM235 203V202H234ZM233 203V204H234ZM240 203V201H239ZM238 203V204H239ZM87 204V203H85ZM89 204V203H88ZM87 204V205H88ZM109 204V203H108ZM156 204V203H155ZM168 204V203H167ZM231 204V203H230ZM236 204V206L238 205ZM241 204V203H240ZM244 204V203H243ZM118 205V204H117ZM218 205V204H217ZM122 206V205H121ZM141 206V205H140ZM167 206V205H166ZM206 206V205H205ZM210 206V205H208ZM216 206V204L214 205ZM80 207H82L80 205ZM161 207V206H160ZM182 207V206H181ZM192 207V206H191ZM230 207V205H229ZM232 207V205H231ZM238 207V206H237ZM242 207V204H241ZM261 207V206H260ZM85 208V207H84ZM119 208V207H118ZM157 208V207H156ZM188 208V207H187ZM124 209V208H123ZM165 209V207H164ZM180 209V208H179ZM190 209V208H189ZM218 209V206H217ZM90 210V209H89ZM237 210V209H236ZM244 210V209H243ZM260 210V209H259ZM263 210V209H262ZM78 211V210H77ZM159 211V210H157ZM183 211V210H182ZM200 211V210H199ZM232 211V210H231ZM82 212V210H81ZM84 212V211H83ZM212 212V211H211ZM214 212V211H213ZM219 212V211H218ZM235 212V211H234ZM237 212V211H236ZM240 212V211H239ZM260 212V211H258ZM257 212V213H258ZM124 213V212H123ZM180 213V212H179ZM217 213V211H216ZM245 213V212H244ZM262 213V212H261ZM23 214L24 217L29 219L32 223H35V227L25 228L23 224L19 223L18 215ZM85 214V213H84ZM140 214V213H139ZM183 214V213H182ZM219 214V213H218ZM88 215V214H87ZM116 215V214H115ZM156 215V214H155ZM160 215V214H157ZM172 215V214H171ZM193 215V213H192ZM235 215V214H234ZM238 213L236 214V216ZM244 215V214H243ZM259 215V214H258ZM75 216V215H74ZM77 216V215H76ZM129 216V214H128ZM137 216V215H136ZM141 216V215H140ZM219 216V215H218ZM241 216V214H240ZM264 216V214H263ZM61 217V215H60ZM81 217V216H79ZM89 217V215H88ZM87 217V219H88ZM130 217V216H129ZM152 217V216H151ZM223 217V216H222ZM242 217V216H241ZM254 217V216H253ZM161 218V217H160ZM159 218V219H160ZM165 218V217H164ZM189 218V217H188ZM256 218V216H255ZM262 218V217H261ZM74 219V218H73ZM72 218L69 215H64L66 223H70ZM76 219V217H75ZM86 219V220H87ZM135 219V218H134ZM182 219V218H181ZM214 219V218H213ZM218 219V217H217ZM83 220V218H82ZM102 220V219H101ZM111 220V219H110ZM211 220V219H209ZM215 220V219H214ZM253 220V219H252ZM28 221V220H27ZM59 221V217H58ZM57 221V222H58ZM150 219L146 223L148 229ZM205 217L199 219L189 218L187 222L180 223L175 220L174 217H170L167 225L161 226L163 229L164 239L162 245H165V256L161 262L155 264H180L182 262H188L189 264H229L227 259L226 249H219V245L224 243L222 229L216 227V236L214 239L208 240L205 237L206 244L201 246L200 251H186L180 255L178 260L173 261L170 258V245L178 235L192 237L198 240L203 237V233L206 228ZM218 221V220H217ZM243 221V220H242ZM82 222V221H81ZM162 222V221H161ZM212 222V221H211ZM255 222V221H254ZM80 223V222H79ZM90 223V222H89ZM213 223V222H212ZM216 223V222H215ZM76 224V222H75ZM83 224V222H82ZM96 224V222H95ZM108 224V223H107ZM160 224V222H159ZM239 224V223H238ZM260 224V223H259ZM258 224V225H259ZM264 224V223H263ZM100 225V224H99ZM138 225V223H137ZM156 225V224H155ZM209 225V224H208ZM207 225V227H209ZM237 225V224H236ZM255 225V224H254ZM83 226V225H82ZM113 226V225H112ZM111 226V227H112ZM211 226V225H210ZM245 226V225H244ZM250 225H248L249 227ZM260 226V225H259ZM27 227V226H26ZM69 227V226H68ZM78 227V226H76ZM95 227V226H94ZM156 227V226H155ZM159 227V225L157 226ZM164 227V228H163ZM242 227V226H241ZM72 227H70L71 229ZM110 228V227H109ZM137 228V227H136ZM215 228V225H214ZM251 228V227H250ZM256 228V225H255ZM105 229V228H104ZM159 229V228H158ZM257 229V228H256ZM72 230V229H71ZM76 230V229H75ZM106 230V229H105ZM66 231V229H65ZM77 231V230H76ZM87 231V229L85 230ZM135 231V229H133ZM141 231V230H140ZM256 231V230H255ZM67 232V231H66ZM74 232V231H73ZM92 232V231H91ZM107 232V231H106ZM105 232V233H106ZM110 232V231H109ZM139 232V230H138ZM149 232V231H148ZM155 232V231H154ZM159 232V231H158ZM246 232V231H245ZM130 233V234H129ZM136 233V232H135ZM213 233V235H215ZM242 233V232H241ZM253 233V232H252ZM257 233V232H256ZM66 234V233H65ZM68 234V232H67ZM100 234V233H99ZM109 234V233H108ZM244 234V233H242ZM64 235V234H63ZM113 235V234H112ZM148 235V234H147ZM154 235V234H153ZM253 235V234H252ZM258 235V234H257ZM59 236V235H58ZM102 236V235H101ZM143 236V237H142ZM141 236V240L147 241L144 234ZM66 237V236H65ZM74 237V236H72ZM104 237V236H103ZM107 237V235H106ZM149 237V236H148ZM156 237V236H155ZM160 237V236H159ZM215 237H219L221 243L216 241ZM255 237H257L255 235ZM59 238V237H58ZM61 238V237H60ZM101 238V237H100ZM122 241L120 242V239ZM136 238V237H135ZM209 238V235H208ZM242 238V237H241ZM252 238V237H251ZM72 239V238H70ZM92 239V238H91ZM180 239V238H179ZM189 239V238H188ZM235 239V238H234ZM247 239V238H246ZM69 240V239H68ZM155 240V239H154ZM239 240V239H238ZM72 241V240H71ZM70 241V242H71ZM103 241V239H102ZM105 241V240H104ZM187 241V240H186ZM224 241V242H223ZM68 242V241H67ZM95 242V241H94ZM156 242V241H155ZM176 242V241H175ZM188 242V241H187ZM210 242V243H209ZM244 242V241H243ZM248 242V241H247ZM253 242V241H252ZM263 242V241H262ZM69 243V242H68ZM107 243V242H106ZM110 243V242H109ZM150 243V242H149ZM177 243V242H176ZM189 243H192L189 241ZM194 243V242H193ZM219 243V244H218ZM233 243V242H232ZM236 243V242H235ZM105 244V243H104ZM155 244V243H154ZM197 244V242H196ZM195 244V245H196ZM227 244V243H226ZM243 244V243H242ZM245 244V243H244ZM251 244V243H250ZM260 244V243H259ZM89 245V243H88ZM98 245V244H96ZM191 245V244H190ZM189 245V246H190ZM193 245V244H192ZM241 245V244H240ZM239 245V246H240ZM255 245V244H254ZM127 248V251L137 249V253L141 246L136 242L131 232H126L123 237L117 236L115 245L116 248ZM186 246V245H185ZM188 246V245H187ZM253 246V244H252ZM264 246V244H263ZM81 247V246H80ZM151 247V246H150ZM156 247V246H154ZM174 247V246H173ZM184 247V246H183ZM236 247V246H235ZM249 247V246H248ZM259 247V246H258ZM67 248V247H66ZM96 248V247H95ZM104 248V247H103ZM175 248V247H174ZM223 248V247H222ZM230 248V247H229ZM246 248V247H245ZM87 249V248H86ZM94 249V247L92 248ZM177 249V248H176ZM186 249V248H184ZM219 249V251H218ZM228 249V248H227ZM242 249V247H241ZM247 249V248H246ZM255 249V248H254ZM257 249V248H256ZM260 249V248H259ZM102 250V249H101ZM79 251V250H78ZM104 250L102 255H104ZM112 251V250H110ZM129 251V252H130ZM155 251H158L157 249ZM234 251V250H233ZM236 251V250H235ZM242 251V250H240ZM239 251V252H240ZM252 251V250H250ZM261 251V249H260ZM91 252H93L91 250ZM90 252V253H91ZM97 252V250H96ZM99 252V251H98ZM126 252V251H125ZM254 252V251H253ZM256 252V251H255ZM254 252V253H255ZM264 252V251H263ZM81 253V252H80ZM89 253V257L91 254ZM112 253V252H111ZM152 253V252H151ZM172 253V252H171ZM237 253V252H236ZM253 253V254H254ZM258 255L260 254L257 252ZM173 254V253H172ZM230 254V253H229ZM256 254V253H255ZM74 255V254H73ZM99 255V254H98ZM127 255V254H126ZM154 255V253H153ZM152 255V256H153ZM264 255V254H263ZM237 256V255H236ZM120 257V256H119ZM124 257H126L124 255ZM244 257V256H243ZM242 257V258H243ZM258 257V256H257ZM127 258V257H126ZM226 258V259H225ZM229 258V257H228ZM234 258V256H233ZM237 258V257H236ZM241 258V254H240ZM239 258V260H241ZM247 258V257H246ZM256 257L249 256L246 260V264L255 263ZM262 259V257H260ZM259 258V259H260ZM96 259V258H95ZM100 259V258H99ZM235 259V258H234ZM103 257L99 262H96L92 258L85 264H102ZM138 260V259H137ZM228 260V261H227ZM238 260V259H237ZM236 260V261H237ZM244 260V258H243ZM264 260V259H263ZM78 261V260H77ZM124 261V260H123ZM127 261V260H126ZM150 261V260H149ZM152 261V260H151ZM242 261V260H241ZM239 261V262H241ZM128 262V261H127ZM238 262V263H239ZM264 262V261H263ZM77 263V262H76ZM108 263V262H107ZM125 263V262H124ZM231 263V262H230ZM244 263V262H243ZM74 264V263H73ZM123 264V263H122ZM134 264V263H133ZM184 264V263H182ZM232 264V263H231ZM234 264V263H233ZM240 264V263H239Z\"/></svg>","mask_w":264,"mask_h":264}]
</instances>
